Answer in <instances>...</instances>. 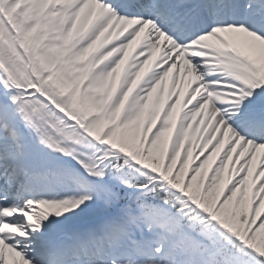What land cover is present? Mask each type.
Wrapping results in <instances>:
<instances>
[{"label": "snow or ice", "instance_id": "1", "mask_svg": "<svg viewBox=\"0 0 264 264\" xmlns=\"http://www.w3.org/2000/svg\"><path fill=\"white\" fill-rule=\"evenodd\" d=\"M0 264H264V0H0Z\"/></svg>", "mask_w": 264, "mask_h": 264}, {"label": "bare ground", "instance_id": "2", "mask_svg": "<svg viewBox=\"0 0 264 264\" xmlns=\"http://www.w3.org/2000/svg\"><path fill=\"white\" fill-rule=\"evenodd\" d=\"M167 91V88L165 89V92Z\"/></svg>", "mask_w": 264, "mask_h": 264}]
</instances>
